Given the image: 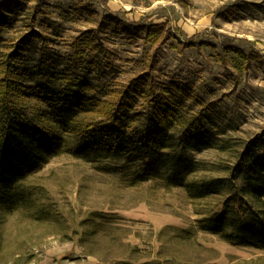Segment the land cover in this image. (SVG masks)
<instances>
[{
    "label": "rangeland",
    "instance_id": "rangeland-1",
    "mask_svg": "<svg viewBox=\"0 0 264 264\" xmlns=\"http://www.w3.org/2000/svg\"><path fill=\"white\" fill-rule=\"evenodd\" d=\"M0 1L19 5L15 20L0 25V58L34 16L38 36L9 74L11 98L51 129L31 94L37 83L59 86L61 76L79 72L94 86L87 93L103 98L150 69L160 82L184 85L182 118L211 104L214 138L185 151L196 163L187 183L229 175L247 141L264 137V0ZM141 21L163 25V40L144 37ZM86 30L106 49L83 43ZM61 134L64 149L18 182L26 196L0 208V264H264V247L198 225L223 208L233 212L241 178L217 193L140 180V161L83 160L68 151L78 136Z\"/></svg>",
    "mask_w": 264,
    "mask_h": 264
},
{
    "label": "trees",
    "instance_id": "trees-1",
    "mask_svg": "<svg viewBox=\"0 0 264 264\" xmlns=\"http://www.w3.org/2000/svg\"><path fill=\"white\" fill-rule=\"evenodd\" d=\"M18 9V4L0 1V25L15 20L12 14L18 13ZM25 19L24 25L29 28L0 58V208L11 209L19 204L26 194L17 190L18 182L64 149L61 133H74L78 141L68 151L75 157L90 162L109 156L122 157L127 163L140 161L142 168L137 173L140 180L161 177L167 185L187 186L199 193H217L241 178L242 184L232 196L236 201L233 212L227 214V208H223L211 217L199 219L198 225L201 229L222 232L232 243L264 247L262 135L247 141L229 175L187 183L185 175L196 163L185 151L207 148L214 138L208 113L211 104L206 103L182 118L183 102L179 93L186 90L184 85L172 79L160 82L150 69L112 86L109 96L103 98L87 93L94 86L79 72L61 76L59 86L37 83L31 88V94L44 104L42 115L55 126L51 129L11 98L9 74L25 47L38 36L32 24L34 16ZM137 27L144 37L154 42L162 41L165 36L163 25L153 21H141ZM90 31H85L88 34L82 38L83 43L98 52L105 50L98 34ZM230 47L244 56L236 46ZM80 114L85 116L78 123ZM256 149H260L258 153Z\"/></svg>",
    "mask_w": 264,
    "mask_h": 264
}]
</instances>
